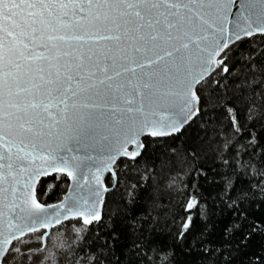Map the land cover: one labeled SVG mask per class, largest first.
Instances as JSON below:
<instances>
[{"label": "snow or ice", "instance_id": "6c2138e0", "mask_svg": "<svg viewBox=\"0 0 264 264\" xmlns=\"http://www.w3.org/2000/svg\"><path fill=\"white\" fill-rule=\"evenodd\" d=\"M253 208L264 0H0V264H234Z\"/></svg>", "mask_w": 264, "mask_h": 264}, {"label": "trees", "instance_id": "16d2710c", "mask_svg": "<svg viewBox=\"0 0 264 264\" xmlns=\"http://www.w3.org/2000/svg\"><path fill=\"white\" fill-rule=\"evenodd\" d=\"M63 179L66 178L61 176L59 179L53 180V177L50 176L41 180L46 191V195L41 197V200L47 203L59 202V200L63 197L67 186L64 185L62 188H58L56 186L60 185V181ZM37 187L39 189V185ZM253 212L256 214V218L264 219V211L258 208H253ZM168 242L169 244L172 243L171 240ZM176 250L179 252L180 248L177 247ZM262 250H264V236L259 234L255 235L247 248H242L233 254L234 264H247L249 256L253 253L259 254Z\"/></svg>", "mask_w": 264, "mask_h": 264}, {"label": "water", "instance_id": "95a60500", "mask_svg": "<svg viewBox=\"0 0 264 264\" xmlns=\"http://www.w3.org/2000/svg\"><path fill=\"white\" fill-rule=\"evenodd\" d=\"M54 175H55V174H54ZM49 177H50V176H49ZM44 178H47V177H43L42 180H43ZM65 192H66V191H65ZM64 194H65V193H64ZM62 198H63V197H62ZM62 198H61V199H62Z\"/></svg>", "mask_w": 264, "mask_h": 264}]
</instances>
